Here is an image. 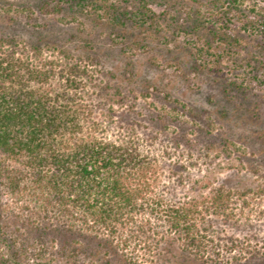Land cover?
<instances>
[{
    "label": "rangeland",
    "instance_id": "1",
    "mask_svg": "<svg viewBox=\"0 0 264 264\" xmlns=\"http://www.w3.org/2000/svg\"><path fill=\"white\" fill-rule=\"evenodd\" d=\"M11 51L56 68L65 51L85 61L89 93L101 81L157 158L158 191L195 197L228 180L243 194L209 233L222 263L194 264H264V0H0V55ZM141 245L140 264H179Z\"/></svg>",
    "mask_w": 264,
    "mask_h": 264
},
{
    "label": "trees",
    "instance_id": "2",
    "mask_svg": "<svg viewBox=\"0 0 264 264\" xmlns=\"http://www.w3.org/2000/svg\"><path fill=\"white\" fill-rule=\"evenodd\" d=\"M64 53L57 68L0 55V264H140L141 243L155 259L222 263L209 233L243 194L228 180L195 197L158 191L157 158L139 146L132 116H115L101 81L89 93L88 64Z\"/></svg>",
    "mask_w": 264,
    "mask_h": 264
}]
</instances>
